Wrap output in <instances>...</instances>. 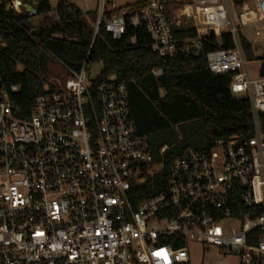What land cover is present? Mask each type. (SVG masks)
Segmentation results:
<instances>
[{
  "label": "built area",
  "instance_id": "obj_1",
  "mask_svg": "<svg viewBox=\"0 0 264 264\" xmlns=\"http://www.w3.org/2000/svg\"><path fill=\"white\" fill-rule=\"evenodd\" d=\"M83 1L86 10L97 5L95 35L103 26L121 40L128 23L143 26L163 60L205 55L213 74H230L232 94L250 99L254 133L211 136L209 148L182 151L165 189L138 197L164 163L135 130L127 81L111 73L95 83L89 51L79 70L60 61L65 81L45 84L23 115L11 98L18 85L0 74V264H191V243L229 250L242 264L264 262V62L254 77L241 33L264 24V0ZM183 27L197 36L178 38ZM223 33L233 47L205 52L208 36ZM236 199L262 212L239 216Z\"/></svg>",
  "mask_w": 264,
  "mask_h": 264
},
{
  "label": "trees",
  "instance_id": "obj_2",
  "mask_svg": "<svg viewBox=\"0 0 264 264\" xmlns=\"http://www.w3.org/2000/svg\"><path fill=\"white\" fill-rule=\"evenodd\" d=\"M37 13L29 15L25 7L19 12L0 0V74L8 85H18L11 96L21 114L29 113L35 98L45 92L47 82L46 53L63 64L79 70L90 51L91 63H101L102 70L95 83L111 73L128 82L130 117L136 132L147 138L154 156L164 169L141 185L138 197H147L165 189L174 158L184 150H202L210 146V137H228L254 133V117L250 99L235 96L230 90V74H213L205 55L180 53L163 60L150 48V39L143 26L128 23L121 40H114L102 26L95 35L97 5L82 9L71 0H36ZM144 0H137L135 5ZM171 2L172 0H164ZM178 38L196 37L193 27L178 28ZM132 37H136L132 42ZM247 59L254 53L243 37ZM233 47L231 35L221 40L208 36L205 52ZM18 66L21 69H18ZM162 69L160 75L153 73ZM264 129V112L259 114ZM168 145L165 154L159 149ZM239 216L262 212L261 206L245 208L236 199ZM259 230L250 235L257 239ZM255 264H264L263 261Z\"/></svg>",
  "mask_w": 264,
  "mask_h": 264
},
{
  "label": "rangeland",
  "instance_id": "obj_3",
  "mask_svg": "<svg viewBox=\"0 0 264 264\" xmlns=\"http://www.w3.org/2000/svg\"><path fill=\"white\" fill-rule=\"evenodd\" d=\"M16 1L22 2V4L18 6L19 9H17L20 11L23 9L24 4H30L33 7H36L37 4L32 0H9V5L13 4L14 6V2L16 3ZM71 1L80 6L82 9L86 8V3L83 0ZM136 1L137 0H119V5L134 4ZM51 2L55 5L57 0H51ZM256 30L261 32L260 36L255 34ZM241 33L245 38H247L252 46L255 59L253 61H249V68L251 69L252 75L255 77L257 66H261L262 62H264V24L259 28L254 24L247 25L241 29ZM45 59L47 67L46 85L63 83L67 78V71L65 67L50 53H46ZM101 70V63H93L90 70L91 76L96 77ZM189 250L191 253V264H242L241 258L238 254L229 250H220L215 246L191 243Z\"/></svg>",
  "mask_w": 264,
  "mask_h": 264
},
{
  "label": "water",
  "instance_id": "obj_4",
  "mask_svg": "<svg viewBox=\"0 0 264 264\" xmlns=\"http://www.w3.org/2000/svg\"><path fill=\"white\" fill-rule=\"evenodd\" d=\"M32 1L37 3L36 0H32ZM24 7L27 9V11H29V15H34L37 13V9L30 4H24ZM210 34L213 35L214 31L211 30ZM261 76H264V64L262 65Z\"/></svg>",
  "mask_w": 264,
  "mask_h": 264
}]
</instances>
